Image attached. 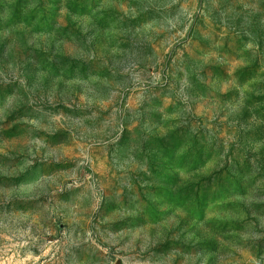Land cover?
Here are the masks:
<instances>
[{
  "label": "rangeland",
  "instance_id": "rangeland-1",
  "mask_svg": "<svg viewBox=\"0 0 264 264\" xmlns=\"http://www.w3.org/2000/svg\"><path fill=\"white\" fill-rule=\"evenodd\" d=\"M0 264H264V0H0Z\"/></svg>",
  "mask_w": 264,
  "mask_h": 264
}]
</instances>
